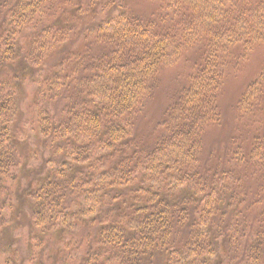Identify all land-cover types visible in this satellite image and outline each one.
Returning <instances> with one entry per match:
<instances>
[{
    "label": "trees",
    "instance_id": "16d2710c",
    "mask_svg": "<svg viewBox=\"0 0 264 264\" xmlns=\"http://www.w3.org/2000/svg\"><path fill=\"white\" fill-rule=\"evenodd\" d=\"M61 1L113 15L82 32L55 0H0V236L25 230L28 250L0 264H264V63L205 158L225 78L264 47V0Z\"/></svg>",
    "mask_w": 264,
    "mask_h": 264
},
{
    "label": "rangeland",
    "instance_id": "374dc122",
    "mask_svg": "<svg viewBox=\"0 0 264 264\" xmlns=\"http://www.w3.org/2000/svg\"><path fill=\"white\" fill-rule=\"evenodd\" d=\"M122 5L125 4V8L127 10H132L133 12L137 14H148L151 6L146 1H139V0H128L125 3V0H115ZM103 8L99 7L98 5L91 9L93 10V14L89 16L88 18H85L84 11H80L82 14L80 15V12H77V8L73 5H67L63 3L61 0H55L52 11L55 12L56 16L60 19L61 13H73L75 12V18L74 21L68 22V26L76 27V30L78 31L79 27L82 26L81 31L88 30L90 27H95L101 17H106L108 14L113 15L111 10H104L103 13H101V10ZM73 20V19H72ZM81 20V24H80ZM81 32V33H82ZM194 57H196L195 54H193ZM264 63V47L261 45L259 48L253 50L247 60L242 63L235 72L229 74L225 78L224 86L222 89V93L219 97V106L220 111L223 117V122L220 124V127L214 130H211L205 137V158L209 155L217 156L219 152L221 151L222 143L226 141L227 136H229L232 131L234 125L232 124V113H231V107L234 105V103L237 101L239 96L243 93L245 88L252 83L258 73L259 70ZM179 72H182V69L180 67H176L175 69L166 70L162 76H161V87L158 91L156 98L153 102V104H150L147 108V116L149 119L143 118L137 126H135L136 130H138L139 135H143L145 131L147 130L148 123H152L159 117V111H161V107L166 102V95L170 93V91L175 86V76ZM34 85H27L24 88L22 100L20 103L21 111H22V121L24 120H33L32 114L29 112V107L32 104L33 100V94H34ZM149 121V122H148ZM136 132V131H135ZM229 133V134H228ZM37 169H35L30 176L27 178V180H30L36 173ZM24 232L25 230H11L5 235L10 237L12 240V243L8 245L9 249H3V246L6 244V240L3 239L4 235L0 236V263L9 260L11 262V258L9 257L8 252H13L15 254L16 259L18 258H26L28 255V250L25 247V244L22 240L24 238ZM74 241V238L71 239L70 245ZM68 240H66V244H68ZM5 243L3 246L2 244ZM2 246V247H1ZM32 247V246H30ZM61 249L64 250L63 244L60 245ZM68 249L71 248L70 246L67 247ZM72 249V252L69 254V259L74 258L75 256L79 255L76 251Z\"/></svg>",
    "mask_w": 264,
    "mask_h": 264
}]
</instances>
